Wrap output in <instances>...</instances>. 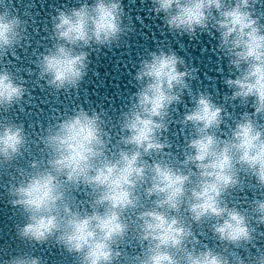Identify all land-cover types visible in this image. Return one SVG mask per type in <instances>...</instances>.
<instances>
[{
    "label": "clouds",
    "instance_id": "1",
    "mask_svg": "<svg viewBox=\"0 0 264 264\" xmlns=\"http://www.w3.org/2000/svg\"><path fill=\"white\" fill-rule=\"evenodd\" d=\"M143 40L93 105V57ZM0 204V264H264V0H0Z\"/></svg>",
    "mask_w": 264,
    "mask_h": 264
},
{
    "label": "water",
    "instance_id": "2",
    "mask_svg": "<svg viewBox=\"0 0 264 264\" xmlns=\"http://www.w3.org/2000/svg\"><path fill=\"white\" fill-rule=\"evenodd\" d=\"M49 2L55 3V0H49ZM146 10L135 7L133 8V14H145ZM151 25V21H148ZM139 39V38H137ZM150 40H143L138 43L136 49H129L131 53L130 57H126L123 50L114 52H101L93 57V66L99 73L98 76L92 77L90 75L85 87L88 90V98L93 105L99 104L102 107H109L110 110H118L123 103L127 101V97L135 91L128 81L130 79L128 71L132 70V65L128 64V68L124 69L121 65V61L127 64L128 59L135 60V51H142L144 46H149ZM185 51L182 53L186 58L192 59L197 62L202 71L208 69H215L217 67V56L213 55L212 49L215 47V41L209 37L202 36L198 42L191 43L185 41ZM207 48L209 51L201 55V49ZM211 76H215V72L208 73ZM203 79V78H202ZM207 86L210 91L213 90V82L207 79L203 80L202 84L194 85V87L203 88ZM227 90L217 82H215L214 94L222 95ZM11 215L10 211L0 204V243H3L8 239V229L11 227V222L8 220V216ZM8 233V235H5ZM60 264H64L63 261Z\"/></svg>",
    "mask_w": 264,
    "mask_h": 264
}]
</instances>
